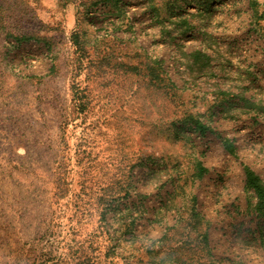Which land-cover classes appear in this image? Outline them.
I'll list each match as a JSON object with an SVG mask.
<instances>
[{"label":"rangeland","instance_id":"obj_1","mask_svg":"<svg viewBox=\"0 0 264 264\" xmlns=\"http://www.w3.org/2000/svg\"><path fill=\"white\" fill-rule=\"evenodd\" d=\"M245 167L264 0H0V264H264Z\"/></svg>","mask_w":264,"mask_h":264},{"label":"trees","instance_id":"obj_2","mask_svg":"<svg viewBox=\"0 0 264 264\" xmlns=\"http://www.w3.org/2000/svg\"><path fill=\"white\" fill-rule=\"evenodd\" d=\"M73 43L78 44V41L74 40ZM244 175V187L253 193L255 207L259 211H264V184L258 175L248 167H245Z\"/></svg>","mask_w":264,"mask_h":264}]
</instances>
